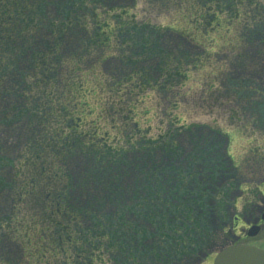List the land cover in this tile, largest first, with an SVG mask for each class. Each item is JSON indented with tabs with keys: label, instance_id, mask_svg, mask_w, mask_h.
Here are the masks:
<instances>
[{
	"label": "rangeland",
	"instance_id": "rangeland-1",
	"mask_svg": "<svg viewBox=\"0 0 264 264\" xmlns=\"http://www.w3.org/2000/svg\"><path fill=\"white\" fill-rule=\"evenodd\" d=\"M57 1L49 0V18L54 16ZM100 1L88 0L89 11L94 12L88 14L86 21L90 31L96 18L102 19V23L109 21L117 26L119 19L115 17L127 20L129 16L137 25L191 29L189 22L193 20L187 7L192 4L188 0H113L108 6ZM255 4L248 11L241 8L236 13L223 15L229 23L223 19L221 30L205 37L204 47L185 42V56L191 59L194 56L199 61L193 65L181 64L182 75L188 71L189 78L177 79L178 82L170 85L171 90L167 93L138 89L139 81L134 85L120 82L116 86L113 69L121 55L115 50L105 51L107 45L93 49L81 65L78 61L76 64L70 61L73 63L71 69L77 65L78 70L83 71V77L86 72L90 73L89 69L92 72L97 69L96 78L99 81L90 84V87H94L98 98L94 99V94L89 102L93 106L97 104L94 108H98V112L103 110L98 114L100 118L103 117L99 125L109 133L107 143L118 150L111 158L115 167L101 163L91 155L78 154L69 161V201L75 209L96 212L102 218L111 217V223L118 227L108 231L114 234L117 245H126L123 247L126 253L122 255L113 253L112 249L103 250L101 245L109 241L105 236L98 249H93L90 255H81L80 264H213L216 253L233 244H249L264 249V223L260 224L262 229L256 237L249 238L246 234L252 216L258 217V209L243 205L246 199L225 198L217 185L210 184L207 171L202 168V158L210 157L207 152L210 144L205 140L209 133L200 137L201 132L197 134V130H193V134L189 132L193 126H197L207 128L206 132L212 129L228 133L231 138L226 148L235 163L245 162L264 149V126L256 129L251 120V115L256 113L264 117V0H257ZM184 16H188V24H185ZM192 23L195 26L194 21ZM204 25L210 27L206 23ZM45 31H41L42 39L38 38L37 41L42 40V47H53L57 37ZM83 31L74 27V30L64 33L61 45L64 56L69 58L68 55L78 51V45L84 38ZM178 38V33H166V40L175 41ZM94 61L101 67L89 68ZM13 84L19 90L23 88L18 81ZM134 118L137 123L133 122ZM10 128V136H3L8 138L7 154L11 162L16 163L22 155L20 139L25 131L24 123L21 121ZM220 140L226 143L225 139ZM140 141L148 145V152H140L137 147ZM165 143L167 149L162 148ZM174 149H178V154L184 149V157L179 163L175 162L174 152L170 153ZM185 156L198 158L196 163H199L200 169L196 168L197 172ZM176 170L180 178L174 173ZM15 171L18 172V169ZM23 173L20 181L29 176L27 170L23 169ZM8 176L6 180L12 175ZM261 179L264 181V177ZM259 181L256 176L250 180L251 183L244 185L249 196L259 185L264 186ZM4 192L0 193V226L13 207L9 192ZM22 200L25 203L17 208L24 211L16 217L15 224L5 226L13 232L11 238L3 237V233H0V264H73L75 259L69 260V256L62 254L55 259H49V255L48 259H34L36 255L32 256L33 252L46 253L45 244L39 239V244L29 245L26 240L35 242L40 235L42 239L49 235V246L54 245L50 239L53 231L51 228L39 230L44 222H31L39 209L30 198ZM253 203L260 205L262 196ZM226 208L229 215L244 218L239 226L235 227L232 223L223 226L221 216ZM124 222L129 229L123 226ZM182 223L189 234L188 241L183 245L185 249L179 246L177 251L181 255L174 256L171 251L175 245L166 248L169 243L165 241L168 233L180 229ZM1 230L3 228L0 227ZM159 245L166 248L160 251V255L157 254L161 248ZM33 247H37V250ZM84 255L90 259L85 260Z\"/></svg>",
	"mask_w": 264,
	"mask_h": 264
},
{
	"label": "trees",
	"instance_id": "trees-1",
	"mask_svg": "<svg viewBox=\"0 0 264 264\" xmlns=\"http://www.w3.org/2000/svg\"><path fill=\"white\" fill-rule=\"evenodd\" d=\"M112 1L100 2L108 6ZM217 2L209 6L204 5L205 8L201 9L204 13L196 22L199 26L202 24V28L206 27L205 23L212 22L214 29H221L223 19L226 20L223 15L236 13L241 8L248 11L256 6L251 0ZM87 4L88 0L61 2L59 0L58 5H54V16L49 18V0H0V193L7 190L13 206L5 220H2L3 225L0 227L3 230L0 233H3V237L11 238L13 232L5 226L15 224L14 221L19 216L18 211H21V208L17 207L25 203L22 199L30 197L32 204L39 209V213L31 222L34 224L44 222L39 230L51 228L53 232L50 239L54 245L49 246L47 241L49 235H45L43 239L40 235L35 242L26 240V243L36 245L40 241L45 244V252L50 250L52 254L65 253L69 260L75 259L76 264H80L83 253L90 255L93 249H98L105 236L109 241L101 245L103 250L112 249L113 253L119 252L122 255L126 253L123 249L126 245L122 243L120 246L117 245L113 238L114 234L108 231L110 228L118 227L111 223V217L102 218L96 212L88 213L75 209L69 201L71 189L69 161L78 154L91 155L96 156L99 162H106L115 167L111 158L116 155L114 151L118 150L106 142L109 133L104 128L100 133L96 128L95 134H90L84 129L86 117L90 115L87 109L90 107L89 98L96 91L93 86L90 87L92 83L83 77V71H79L77 65L73 69L69 68L68 65L73 64L70 61L74 63L78 61L81 65L85 62L84 59L92 54L93 49L108 46L112 35L122 39L119 43L123 48H137L133 53L136 58H141L143 53L154 52L164 60L163 62L172 66L178 65V61L182 59L169 58L159 50L156 41L144 34L145 31L153 29L157 36H161L158 33L161 31L159 28L137 25L131 16L127 20L115 17L119 19L117 26L109 21L102 23V19L96 18L90 31L86 21L88 14L94 12L89 11ZM194 8V4L190 5L187 11L193 12ZM255 10L256 8L254 13L257 12ZM208 16L211 18L207 19ZM184 18L185 24H188L186 23L189 22L186 21L189 19L188 16ZM226 23L229 21L226 20ZM74 27L84 30L82 39L84 42L78 45L77 52L68 55L70 57L67 58L61 52L62 36L66 31L74 30ZM45 30L57 37V43L53 47L49 45L42 47L40 45L42 40L37 41L38 38L42 39L41 31ZM174 31L186 35L193 32L192 29L186 28H177ZM127 36L130 39H127ZM66 68H69L68 72ZM14 81L21 83L23 88L19 90L18 86L13 84ZM142 84L146 87V84ZM21 121L24 123L25 131L20 139L23 149L17 161L20 163L18 165L17 162H11L7 154L8 138H4L3 135L10 136V127L16 123L20 124ZM104 133H107V136ZM94 135L102 140L97 142ZM148 150L146 147L140 148V152ZM22 168L28 171L29 176L20 181L24 175ZM15 169H18V172ZM102 170L104 171V168ZM8 175L12 176L6 180L5 177L8 178ZM41 190L47 192L43 191L41 194ZM123 226L126 229L130 228H127L126 223ZM185 229L182 223L180 229L171 230L166 237L165 242L169 243L166 244V248L171 244L175 245L171 251L174 256L181 255L180 251H177L179 246L185 249L183 245L188 241L189 235ZM162 246H158L161 247L157 250L158 255L161 250L166 249ZM33 248L37 250V247ZM35 253L38 257L42 254L40 251ZM87 255H84L85 260L90 259Z\"/></svg>",
	"mask_w": 264,
	"mask_h": 264
},
{
	"label": "flooded vegetation",
	"instance_id": "flooded-vegetation-1",
	"mask_svg": "<svg viewBox=\"0 0 264 264\" xmlns=\"http://www.w3.org/2000/svg\"><path fill=\"white\" fill-rule=\"evenodd\" d=\"M185 1H187V0H185ZM188 1L190 2V4L195 5V8H194L195 10L193 12L191 11L192 13H191V17H190L194 21L195 26L192 25L193 21L189 22L190 25L193 26L191 28L193 31L192 33L186 35V34L178 31L180 33V38H178L175 41L166 40V33H169V32L172 33V31H174L176 28L174 30L168 29V28H172V27H168L166 29L159 28L161 31H158V33L161 36H157L154 33L153 29H151L149 31L147 30V31H145L146 33H144L145 36L150 37L153 41H156L157 46L159 47V50L163 51L166 55L169 56V58L172 57V59L175 60L178 57H182V59H180L178 61V65H176V66H172L171 64H167L166 62H163L164 60H161L159 58V55L158 54L155 55L154 52H153V54L152 53H148V54L143 53L141 55V58L137 59L136 58L137 56H135L133 54L134 50H137V48L131 47V46H130L131 48H128V49L126 47L121 48V47H119V45H120L119 42H121L122 39L118 36H116V37L113 35L111 36L112 37L111 41L109 42L108 46L105 48V51H107V52L113 51L114 52V50H115V52H120V55H121L116 60V62H115L116 66H114V69H113V75L115 77L114 83L116 86H118V84H120V82H123V84L128 83L130 85H132V84L134 85V84H136V82L139 81V83L137 85L138 89L146 88V90L150 89L152 91H157L159 93H161V92L167 93L169 90H171L170 85L172 86L173 83L178 82L181 77H184L185 79L189 78V74H188L189 72L188 71L187 72L185 71L186 73H184L182 75L181 64L186 65V63H187V65H189L188 63H190L191 65H193V64L197 63L199 60L197 58H193L194 56L192 57V59H191V57L185 56V54L183 53V51L185 49V42H187L189 44H192V43L198 44V45L204 47V44H205L204 40L206 41L205 37H207L209 35H213L218 29L213 28L212 22H210V24H207L210 27L206 26V27L202 28L201 27L202 24L199 26L198 22H196V21H197V18H200L199 16H201V14L204 13L201 9L205 8V6H209L211 4L218 3V2H217V0H188ZM251 2L256 3L257 0H251ZM208 18H211V17L208 16ZM175 33H177V32H175ZM162 35H163V37H162ZM127 39H130L129 36H127ZM112 43H113V45H112ZM195 49H197V48H195ZM144 50L145 49H143V51ZM145 52H146V50H145ZM207 61H209V60H207ZM99 65L100 64H96V61H94L93 64L89 65V68L101 67V65L100 66ZM68 66H70V65H68ZM86 66H87V64H86ZM69 68H71V66ZM213 68H214V66H213ZM89 71H90V73H88V72L85 73L86 74L85 78H87V80H90L91 83H94L95 81H97V78H96L97 69L94 72H92L90 69H89ZM213 72L214 71H212L211 74ZM177 79H178V81H176ZM142 83L146 84V87ZM108 91H111V89H109ZM237 93H239V92H237ZM255 93H257V91H255ZM94 94H95L94 99L98 98V96H97L98 93L94 92ZM94 106L97 107V104ZM94 106L90 104V107H87L90 115H87L86 120H85L86 126L84 127V129L86 131H88V133L90 132V134L91 133L95 134L96 128H97V131L99 133H100V130L102 129L100 127L99 123L101 122L103 117L100 118V115H98V114L103 113V110L98 112V108L95 110ZM247 115H248V112H247ZM94 116H97V117H95V119H93ZM244 116L245 115L243 114V117ZM135 117H137V114H135ZM251 120L253 121V123H252L253 127H255L256 129L261 128L260 125L264 126V117L261 115L259 116V113H256L255 115H251ZM133 122L137 123L136 118H134ZM239 126H240V124H239ZM193 130H195V131L197 130L196 131L197 134H200V132H201L200 137L203 134H205L207 136V133H209V135L207 136V139H205V140H207L208 143L210 144L209 151H207L208 155L210 157L202 158L203 159L202 161L204 163L202 165V168L206 169L207 172L205 170H203V171L206 172L207 178L210 181V184L217 185V187L219 188V190L221 191L222 195L225 198H227L229 200L232 197L235 199H241V200L246 199V202L243 203V205H247V206L251 205L253 208L258 209V213L256 212L258 214V217L252 216L253 220L248 222L249 223L248 227H250L253 224L264 223L263 221H261V217H262L263 212H264V186L262 187V185H259L257 187V189L254 191V193H252V196H249L246 189L243 188L245 184H248L250 182V180H252V178L256 177V176L259 178L260 184L264 183V181H262V179H261L264 177V149L258 151L256 154H253V157L249 158L248 160H245V162L235 163L236 161L234 160L233 156H231L227 152L228 148H226L227 147V141L229 140V138H231V136L228 133H223L220 130H212V129L209 130L208 132H206L207 128L197 127V126H193V129H190L189 132L191 134H193ZM104 135L107 136V133H104ZM204 138H203V140H204ZM220 138H223L226 140V143L224 142L225 148L222 147V145L224 143L222 142V140H220ZM95 139L97 140V142L102 140L100 137H96V136H95ZM109 140H110V136H108V139L106 140V142H108ZM124 140H125V138H124ZM103 141H104V139H103ZM146 143L148 144L149 142L147 141ZM137 144H138L137 145L138 148H142V147L148 148L147 147L148 145L146 146V144H144V142H142V141L137 142ZM166 144L167 143L162 145V148L167 149L168 145H166ZM154 150H157V149L155 148ZM177 150L174 149V151H170V153L174 152L175 162L179 163L182 161V159L184 157V155H183L184 149L179 154L177 153ZM224 150L226 152L222 153V151H224ZM185 158L187 160L189 159L190 166L193 169L195 168L194 169L195 172H197V169H200L199 163H196L198 158L193 159V157L188 158V156H185ZM174 173L177 175L178 178H180V176H178L177 170L174 171ZM45 192H47V191H44V193ZM155 194L158 195L157 192H155ZM259 196H262V203L260 205H258V204L254 205L253 202ZM235 199H234V201H235ZM30 201L32 202V199ZM23 211H24V209L23 210L21 209V211H18V215H20ZM228 212H229V209L226 208L225 212L221 216V223L223 224L224 227H227L231 223L235 227H237V226H239L241 221L244 220V218L242 219L239 216H237L236 214H234V216L229 215ZM36 215H37V213L34 214L33 218H35ZM246 234H248V233H246ZM48 250H49V247H48ZM60 254L64 255V257H67V254H65V253H59V254L53 253L52 254V253H50V250H49V252L42 253L39 257L36 255L35 252H33L32 256L36 255V257L34 259H39V258H43V256L46 255L44 257H45V259H48V255H49V259H51V258L55 259L56 257L59 258ZM49 264H50V262H49Z\"/></svg>",
	"mask_w": 264,
	"mask_h": 264
},
{
	"label": "water",
	"instance_id": "water-1",
	"mask_svg": "<svg viewBox=\"0 0 264 264\" xmlns=\"http://www.w3.org/2000/svg\"><path fill=\"white\" fill-rule=\"evenodd\" d=\"M262 219L264 220V214ZM260 230V226L254 225L248 235L255 237ZM213 264H264V250L243 244L229 246L217 254Z\"/></svg>",
	"mask_w": 264,
	"mask_h": 264
}]
</instances>
